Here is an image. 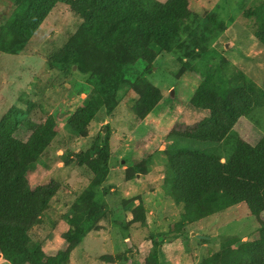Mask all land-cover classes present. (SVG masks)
<instances>
[{
    "label": "rangeland",
    "instance_id": "374dc122",
    "mask_svg": "<svg viewBox=\"0 0 264 264\" xmlns=\"http://www.w3.org/2000/svg\"><path fill=\"white\" fill-rule=\"evenodd\" d=\"M17 1L0 0V39L5 45L17 41L19 21L13 19ZM188 2L189 30H195V21L201 26H197L194 40L185 34L178 43L192 42L205 57L212 50L223 56L234 67L230 86L236 88L237 82L250 96L248 113L237 120L219 144L198 140L173 143L167 136L178 129V122L198 124L207 120L209 113L190 105L201 84L200 78L198 74L182 72L183 67L169 50L176 44H170L160 54L154 53V60L149 61V66L154 67L147 75L150 88L141 83L139 92L152 91L158 100L161 96L160 105L152 113L137 115V91L129 83L113 97L110 113H106L109 107L103 106L88 124L81 125L85 127L84 134L69 144L75 153L89 150L94 142L106 141L111 158L110 173L103 184L109 191L105 197L107 214L84 243L69 252L64 263L200 264L217 253L226 241H252L259 222H264V213L257 219L245 204L196 221H183L182 217L188 215L184 205L165 195L163 174L167 151L177 147L193 149L227 162L240 140L256 145L264 138V0ZM82 22L69 5L57 3L39 23L25 52L15 56L0 54L1 127L12 139L25 143L48 119L54 124L56 137L51 148L44 151V164L28 177L32 190L44 186L57 188L39 217L40 224L27 235L28 243L41 247L48 258H53L60 249L67 250L62 239L67 227L63 216L86 190L94 174L88 166L63 164L60 158L64 149L53 148L67 142L71 133L66 127L74 128L83 110L94 106L92 98L85 105L89 96L86 72L74 67L64 73L49 62L53 53L74 40ZM180 45L175 46L178 52ZM105 57L96 73L108 77L116 64L111 56ZM99 58V55L91 56L92 63ZM134 165H140L142 170L134 173L131 168ZM164 233L173 238L163 239L160 235ZM0 264L9 263L0 257Z\"/></svg>",
    "mask_w": 264,
    "mask_h": 264
},
{
    "label": "trees",
    "instance_id": "16d2710c",
    "mask_svg": "<svg viewBox=\"0 0 264 264\" xmlns=\"http://www.w3.org/2000/svg\"><path fill=\"white\" fill-rule=\"evenodd\" d=\"M57 3L69 5L83 22L74 40L53 53L49 62L64 73L74 67L86 72L89 96L85 105L92 98L94 106L83 110L74 128L66 127L71 133L67 142L53 148L64 149L60 158L63 164L74 162L79 167L88 166L94 174L86 190L63 216L67 227L62 239L67 250L60 249L53 258H48L41 247L28 243L27 235L40 224L39 217L57 188L44 186L32 190L28 177L44 164V151L51 148L56 137L54 124L48 119L25 143L12 139L0 124V257L9 264H38L37 258L41 264H67L64 262L69 252L81 246L105 218V197L109 191L103 184L110 173L111 158L107 142H94L89 150L75 153L69 149V144L84 134L85 127L81 125L88 124L103 106L109 107L106 113H110L113 97L129 83L137 91V115L152 113L160 105L161 96L158 100L152 91L139 92L141 83L146 89L150 88L147 75L154 67L149 66L154 53L169 49L170 44L182 45L179 52L176 45L169 50L183 67L182 72L198 74L201 83L190 105L209 113V118L198 124L176 122L178 129L167 136L173 143L198 140L219 144L249 110L250 96L246 88L242 89L243 85L239 87L236 82V88L230 86L234 67L223 56L212 50L210 56L205 57L192 42L178 43L185 34H189V40H194L193 34H197L200 25L195 21V30H189L188 0L165 3L155 0H18L13 13V19L19 21L17 41L5 45L0 39V54L15 56L25 52L39 23ZM93 55L100 57L93 61L95 64L91 61ZM105 56H111L116 64L108 77L96 73L102 68ZM250 88L254 87L250 85ZM107 128L105 125L104 129ZM141 166L131 168L135 173L142 170ZM164 170L165 195L174 203L184 205L188 215L182 217L183 221L203 219L239 204H245L257 219L264 213V138L256 145L240 140L227 162L211 153L177 147L167 151ZM160 236L170 237L167 233ZM200 264H264V222H259L252 241H226L217 253Z\"/></svg>",
    "mask_w": 264,
    "mask_h": 264
}]
</instances>
